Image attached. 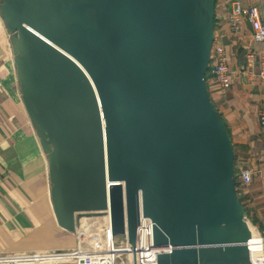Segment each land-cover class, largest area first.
Instances as JSON below:
<instances>
[{
    "label": "water",
    "instance_id": "obj_1",
    "mask_svg": "<svg viewBox=\"0 0 264 264\" xmlns=\"http://www.w3.org/2000/svg\"><path fill=\"white\" fill-rule=\"evenodd\" d=\"M214 7L215 0H0L63 231L75 232L80 216L108 204L111 237L125 236L133 264L141 218L152 224L151 246L170 248L156 264L249 258L234 152L205 81Z\"/></svg>",
    "mask_w": 264,
    "mask_h": 264
},
{
    "label": "crops",
    "instance_id": "obj_2",
    "mask_svg": "<svg viewBox=\"0 0 264 264\" xmlns=\"http://www.w3.org/2000/svg\"><path fill=\"white\" fill-rule=\"evenodd\" d=\"M234 1L256 7L264 20V0H215L214 38L223 46L230 84L223 90L213 82L206 86L232 144L237 197L249 222L264 235V134L259 126L264 83L258 78L264 43L253 39L246 21L239 32L230 29ZM245 172L249 173L248 183L241 179ZM49 186L46 156L22 104L10 38L0 18V257L73 248L72 237L56 223ZM87 220L82 222L86 224ZM98 231L78 233L97 243L99 234H93ZM248 238L250 247L264 253L260 241L250 235Z\"/></svg>",
    "mask_w": 264,
    "mask_h": 264
},
{
    "label": "built area",
    "instance_id": "obj_3",
    "mask_svg": "<svg viewBox=\"0 0 264 264\" xmlns=\"http://www.w3.org/2000/svg\"><path fill=\"white\" fill-rule=\"evenodd\" d=\"M243 21H246L249 24L253 39L256 42L264 43V20L260 18L257 8L254 6H250V5L246 6L240 1L232 2L230 14H229L230 29L234 32H239ZM225 62L226 60H225V53H224L223 46L220 42H217L214 38L212 48H211V53H210V61L208 64V68L206 70V76H205L206 84H210L213 82L221 90L228 88L230 84V74L228 72ZM250 62L251 61H249V64ZM258 78L262 83H264V55H262L259 61ZM259 126L261 129V132L264 134V102H263L262 111L259 115ZM241 179L244 183H248L250 181L249 173H246V172L241 173ZM98 213H101L102 216L108 217V220H109L108 231L106 228L104 230L106 231L107 234H109V237H111L110 211H109L108 204H107L106 209ZM247 223H250L248 218H247ZM142 225L150 226L152 228V224L149 219L141 218L140 224L137 228V234H138V229ZM259 235L264 241V235L260 233ZM136 242H137V236H136ZM113 246L115 247L126 246L127 249L132 253L131 247L128 245L126 239L123 244L120 245V244L113 243ZM151 249L154 250L152 264H156L155 256L157 253L168 252L170 250L169 247L155 249L152 246H151ZM75 253L76 252L74 250H71V252L54 251V252H39V253L26 254V255L16 254V255H12L8 257H0V259L3 260L2 262H0V264H23V263L51 264L55 262H65L69 264H76L79 261L85 264H109V262L110 264H116L115 263L116 260H118L121 256L126 255V254L114 255L112 259L109 256H101L97 258H91V261H89L90 258H88L87 260L80 259L76 256ZM51 255L55 256L53 257L54 259H51V260L46 259V257H49ZM119 264H125V262L119 261Z\"/></svg>",
    "mask_w": 264,
    "mask_h": 264
},
{
    "label": "bare ground",
    "instance_id": "obj_4",
    "mask_svg": "<svg viewBox=\"0 0 264 264\" xmlns=\"http://www.w3.org/2000/svg\"><path fill=\"white\" fill-rule=\"evenodd\" d=\"M102 214L101 213H92L91 215L88 214L89 217H95V216H99ZM87 216H82L80 217V219L78 220L76 226H78L80 224V222L82 220H84L85 218H89ZM102 219L104 221V226L108 231V226H109V220L108 217L106 216H102ZM232 225V224H229ZM245 228L247 230L248 235H250L251 237L255 238L257 241H260L263 246H264V241L262 240V238L259 235V231L257 230V228L255 226H253L251 223H246ZM209 229H213V228H209ZM208 229L205 230H201L200 232L206 233L205 231H207ZM72 239H74V236H79V235H75L74 233L70 234ZM204 235V234H203ZM99 242L95 243L94 240H89V239H82V241H79L78 243V250H76V256L80 259H85L87 260L88 258H90L89 260H91V258H97V257H101V256H109L111 259L114 255H120V254H126L129 264H133V254L127 249L126 246H118L115 247L113 246V240L111 237H109V234L106 235V239L101 240L100 236H98ZM58 242L61 243L60 240H57ZM73 243V241H71ZM109 242H111L112 245L109 244ZM72 243L69 244L72 246ZM229 244V243H228ZM74 245V243H73ZM151 227L149 226H145L142 225L139 229H138V234H137V242H136V252H135V263L136 264H144L143 260L145 258H147L148 264H152V259L154 256V250L151 249ZM245 245V244H244ZM63 246V244H62ZM97 246L99 247H104V250H100L99 252L97 251ZM111 246V247H109ZM246 248L249 251V258H244V257H239V259H231L230 257L227 256H222L219 257H210L208 255H205V258L201 259L202 260V264H257L259 261V256L257 254H250V241L249 238L246 242ZM91 256V257H90ZM53 255L46 257V259H54ZM57 257V256H56ZM220 259V260H219ZM224 259V260H223ZM95 260V259H94ZM222 260V261H221ZM3 260L0 259V262H2ZM110 264V262H109Z\"/></svg>",
    "mask_w": 264,
    "mask_h": 264
},
{
    "label": "rangeland",
    "instance_id": "obj_5",
    "mask_svg": "<svg viewBox=\"0 0 264 264\" xmlns=\"http://www.w3.org/2000/svg\"><path fill=\"white\" fill-rule=\"evenodd\" d=\"M84 216L89 217L88 215H84ZM80 217H82V216H80ZM82 221L75 228V232L74 233H75V235H79V236L78 237L77 236H74V239H73V243H74L73 248H70L69 250H65V251L71 252V250H74L76 252V250H78V243H79V241H82V239H83V235H81L80 233H78V230H81L82 232H89V231H94V229L97 228V229H99L98 233H94L93 235L96 236V235L99 234L100 239L105 241V238H106L107 233L104 230L105 229V226H104V221H103L101 215L88 218V220H87L88 222L86 224H84V222H82ZM64 233H66L67 235L71 236L70 235L71 233H67V232H64ZM112 240H113V243L120 244L121 245V244H123L125 242V236L122 235V234L116 235L115 238L112 239ZM109 247H111V246H109ZM250 250H251L250 251V254L251 255H253V254L256 253L259 256V261H258L257 264H264V253L261 252L260 254H258L256 252L254 246H252L250 248ZM97 251L99 252L100 251V248L97 247ZM119 261H124L125 264H129V261H128V258H127L126 255L121 256L118 260L115 261V263L116 264H119ZM148 261L149 260L147 258H145L143 260L144 264H148Z\"/></svg>",
    "mask_w": 264,
    "mask_h": 264
},
{
    "label": "trees",
    "instance_id": "obj_6",
    "mask_svg": "<svg viewBox=\"0 0 264 264\" xmlns=\"http://www.w3.org/2000/svg\"><path fill=\"white\" fill-rule=\"evenodd\" d=\"M206 79V78H205ZM240 201V200H239ZM243 207V206H242ZM244 209V208H243ZM244 211H245V209H244ZM246 213V212H245Z\"/></svg>",
    "mask_w": 264,
    "mask_h": 264
}]
</instances>
